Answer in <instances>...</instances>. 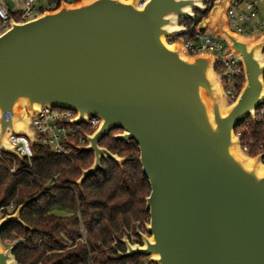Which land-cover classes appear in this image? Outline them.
Wrapping results in <instances>:
<instances>
[{
    "label": "water",
    "instance_id": "water-1",
    "mask_svg": "<svg viewBox=\"0 0 264 264\" xmlns=\"http://www.w3.org/2000/svg\"><path fill=\"white\" fill-rule=\"evenodd\" d=\"M79 0L0 36V151L23 158L8 134L26 137L29 115L42 107L73 111L72 121L101 120L79 153L93 164L84 182L111 160H128L100 143L114 139L139 148L150 193L149 222L140 243L120 239L114 259L142 256L153 264H264V153L244 154L236 129L264 106V34L241 37L228 28L231 0ZM202 18L208 29L240 58L245 82L226 104L210 55L189 56L179 20ZM28 199L0 219L33 231L21 220ZM12 247L0 246V264H19Z\"/></svg>",
    "mask_w": 264,
    "mask_h": 264
},
{
    "label": "trees",
    "instance_id": "trees-1",
    "mask_svg": "<svg viewBox=\"0 0 264 264\" xmlns=\"http://www.w3.org/2000/svg\"><path fill=\"white\" fill-rule=\"evenodd\" d=\"M213 1L208 2L209 7ZM202 16L197 14L192 23L197 25ZM247 123L246 129L242 124L236 132L241 130V143L246 140L249 154L255 156L264 151V147H257L264 142V107L257 110L254 121L248 119ZM120 132L114 130L100 145L128 160L122 168L103 160V170L87 179L81 189L75 182L82 170L92 166L90 153L77 152L72 162L35 146L29 161L11 155L9 160L0 159V219L8 214L7 206L16 208L36 198L20 216L33 231L13 224L1 234V241L25 239L26 243L16 242L12 247L19 264H143L146 258L142 256L114 259L124 249L121 243L112 246L116 233L149 217L145 200L150 186L142 173L138 145L115 140L114 135ZM55 209L65 214L54 213ZM81 228L86 231L88 245L79 237ZM41 240L45 243L40 244ZM70 240L74 241L71 245Z\"/></svg>",
    "mask_w": 264,
    "mask_h": 264
},
{
    "label": "built area",
    "instance_id": "built-area-1",
    "mask_svg": "<svg viewBox=\"0 0 264 264\" xmlns=\"http://www.w3.org/2000/svg\"><path fill=\"white\" fill-rule=\"evenodd\" d=\"M77 1L79 0H0V36L9 30L13 23L29 22L45 12L56 10L61 3L74 4ZM146 1L139 0V6H142ZM261 4L264 6V0H231L226 13L230 31L245 38L264 34V16H262ZM179 22L181 23L179 25L186 29V33L170 39L169 43L177 42L179 38H182L184 50L189 56H212L214 59V73L220 79L226 104H233L238 99L245 82V71L240 58L230 54L227 44L208 29L197 32L195 30L197 25L193 24L191 20H179ZM256 116L257 111L251 120L254 121ZM29 118L28 131L32 133L35 145H32L24 136L8 134V142L15 152L28 161L34 157L32 148L41 146L54 155L73 162L74 154L78 152L79 148L88 146L87 137L92 135L101 124V120L93 116H87L86 123L81 121L72 123L77 118L75 112L51 107H42L35 115H29ZM247 120L242 123L244 124L242 128L246 129ZM240 135L241 130L236 132V136L239 139ZM257 147L263 148L264 142L258 143ZM240 149L250 157L257 156L249 154L250 148L246 140L243 143L240 141ZM262 153L264 151L259 154ZM0 159L9 160L10 155L0 151ZM262 162L264 163V157ZM15 171L16 167L14 165L10 172L14 174ZM54 180H57V176L54 177ZM5 209L9 214L16 208L13 205H9ZM142 222L144 226L141 228ZM148 222L149 217L144 221L132 223L129 228H123V230L116 233L112 246H117L123 237H127L131 244L140 243L137 231H140L139 229L141 228L140 232L147 234L146 225ZM79 237L88 245L84 228H81ZM16 242L26 243L25 239L11 241V247ZM73 242V240H70L69 245L73 244ZM41 243H45V241L41 240ZM101 245V243H98V246ZM143 264L153 263L146 258L143 260Z\"/></svg>",
    "mask_w": 264,
    "mask_h": 264
},
{
    "label": "rangeland",
    "instance_id": "rangeland-1",
    "mask_svg": "<svg viewBox=\"0 0 264 264\" xmlns=\"http://www.w3.org/2000/svg\"><path fill=\"white\" fill-rule=\"evenodd\" d=\"M260 8L262 10V16H264V6L263 4L260 5ZM179 24H181L179 21L177 23L178 26H180ZM209 33V32H207ZM262 54L264 55V53L262 52ZM54 213H59V214H65L64 212L62 211H58L57 209L53 210ZM144 226V223L142 222L141 223V228ZM141 228L139 229L141 231ZM0 246L4 249H7V248H11V241H8V240H5V241H1L0 243Z\"/></svg>",
    "mask_w": 264,
    "mask_h": 264
}]
</instances>
